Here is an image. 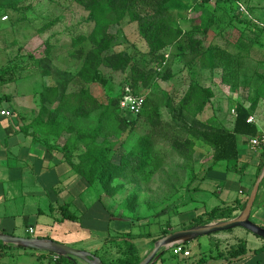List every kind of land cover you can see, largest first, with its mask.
Instances as JSON below:
<instances>
[{
	"label": "crops",
	"instance_id": "0c3cea01",
	"mask_svg": "<svg viewBox=\"0 0 264 264\" xmlns=\"http://www.w3.org/2000/svg\"><path fill=\"white\" fill-rule=\"evenodd\" d=\"M246 2L250 19L264 24V0ZM215 4H211L212 11L219 8ZM219 17L221 23L209 32L203 50L215 47L233 55H243L241 63L245 72L244 81L241 80L238 87L226 85L221 68L213 71L200 67L190 70L184 62L182 65L186 92L194 80L213 92L210 104L198 119L202 122H216L220 128L232 132L236 123L233 114L236 106L240 104L251 109L255 98L251 86L254 82V68L260 61H264L256 54L264 50V35L257 38L252 30L244 29L237 22L229 25L231 20L227 14ZM190 19L191 16H188L184 33L192 28ZM240 44L244 52L240 51ZM2 111L10 112L11 116H1ZM15 111L9 101L0 100V232L16 237L18 232L25 231L28 238L49 239L88 252L106 263L120 258L125 252L126 243L122 239L125 235L134 236L133 244L139 256L144 259L147 256L146 250L155 245L154 241L158 238L156 231L164 223L165 226L169 225V231H176L214 208L242 202L248 191H252L264 162V146L254 147L252 144L253 140L264 137V99H260L251 109L250 118L257 128L258 136L241 139L236 170H229L226 162L215 164L211 149L200 143L194 154L193 162L198 171L191 177L193 182L187 177L182 180L184 184H181L178 191L173 182L168 180L165 186L162 185L164 188L158 190L160 171L157 170L145 181H151L150 193L164 198L155 209L157 212L141 202L133 212L127 208L126 203L117 205L116 197H107L100 186H91L78 175L56 149L57 145L35 134L33 126L23 124ZM176 191L183 197L178 202L179 207L173 201ZM197 193L207 195V198L218 195V205L211 210L205 207L194 208L195 204L201 203V197H195ZM64 205L67 208L62 209ZM238 208L236 216L242 212ZM66 211L75 215L77 220H63ZM126 211L132 217L125 216ZM168 216L177 220L180 227H173L170 219L165 221ZM251 220L264 227V184L259 191ZM231 233L205 237L208 245L201 240L190 243V248H185L191 253L190 257L175 256L169 250L172 254L170 262L164 259V255L157 264H264V241H260V238L254 240L248 234H239L241 242L246 244L247 254L231 258L232 249L226 251L228 246L221 241L230 237ZM236 245L234 241L231 243L234 248Z\"/></svg>",
	"mask_w": 264,
	"mask_h": 264
},
{
	"label": "trees",
	"instance_id": "16d2710c",
	"mask_svg": "<svg viewBox=\"0 0 264 264\" xmlns=\"http://www.w3.org/2000/svg\"><path fill=\"white\" fill-rule=\"evenodd\" d=\"M13 1L17 7L27 0ZM73 1L89 13L87 20L93 26V30L89 36H81L75 39L73 43V46L78 49L76 51L78 55L84 59L83 68L78 76L73 77L66 72L57 70L47 58L39 62V68L46 72L50 81V85L46 87L45 98L58 103L56 112L49 114L46 128L50 135L59 139L63 135L70 134L73 129L72 124L68 121H59L60 114L67 115L66 112H72L75 116H90L94 113L98 115L97 125L93 130L88 134H81L80 140L76 141L73 146L66 145L62 150L59 147L56 149L64 153V159L67 163L91 186L98 185L107 197L115 198L120 190L125 188V186L115 185L116 181H126L128 174L131 173L135 176L134 181L138 185V182H145L151 173L158 170L161 157L156 151V145L164 141L163 133L167 124L161 119L158 109L155 106H147V104H145V108L137 121L133 123L129 119L127 120L121 110L120 105L123 97L113 98L104 103L92 97L89 91L84 89V85L102 79L103 68L114 73L128 74L127 82L137 93L142 86L147 87L153 80V71L147 67H141L135 56L133 57L126 52H111L115 42V35L111 33V29L120 27L126 22L129 25H134L137 28L139 38L146 44L148 50L143 55L145 56L144 59H148L152 63L164 64L166 51L177 46L179 52H182V63L184 62L187 68L190 70L194 68L195 70L200 67L209 71L221 68L224 83L238 87L240 81H244L245 78L241 63L243 55H233L215 47L203 50V45L209 32L218 23H221L220 15L227 14L231 20L229 25L237 22L244 29L252 30L257 38L264 35V28L257 25L248 16L239 13L236 2L231 0H207L203 3L196 1L197 5L191 4V0ZM235 1L247 3L246 0ZM212 3H216L219 8L212 11L210 9ZM189 13L194 15L189 20L192 28L184 33L183 29L176 27L173 20L179 14L183 16L182 20L187 22ZM217 19L218 22L216 23L215 20ZM179 36H181V43L177 40ZM241 45L239 46L240 51L244 52L243 45ZM139 55L141 58L142 54ZM78 84H81L79 91L77 90ZM72 87L75 88V91ZM251 87L255 95L252 109L260 99H264V61H260L254 68V82ZM212 98L211 89L195 80L190 84L182 101L172 108V122L177 126L178 131L180 130L185 134V141L182 145L177 144V147L174 144L171 146L177 149L181 156L189 155L192 158L197 145L201 143L211 149L215 164L226 162L228 169L234 171L238 167L241 139L257 137L258 131L249 122L251 109H246L240 104L234 110L236 123L232 132L220 128L216 122L200 121L199 115L204 112ZM129 128L134 131L135 141L126 147L125 153L118 162L113 157L114 144L111 143L109 135L119 136L120 132L126 133ZM139 128L143 129L141 134L136 131ZM180 147H183L185 151H182ZM263 166L264 162L259 169V174ZM137 176L140 180L137 179ZM136 192L134 189L133 196H130L132 200H128L126 204L127 208L133 212L139 201ZM250 192L248 191V196ZM247 201L244 206H246ZM235 204L238 205L240 202L236 201ZM65 208L67 206H62V209ZM236 211L237 208L234 206L217 207L194 219L190 224L184 225L179 230L208 225L221 220H231L237 217ZM64 219L76 221L77 217L66 211L63 214ZM176 231L163 230L154 244L159 239ZM122 239L126 243L125 252L113 262H104V264H140L143 261L139 256L138 249L133 244L134 236L125 235ZM188 245L185 244L184 247L186 248ZM0 249V257H5L6 251L17 248L0 243ZM167 252L162 250L161 258ZM246 254V244L241 242L231 250L230 256L231 258H238ZM52 257V261L54 260L57 264H77L74 259L56 258L54 255Z\"/></svg>",
	"mask_w": 264,
	"mask_h": 264
},
{
	"label": "rangeland",
	"instance_id": "374dc122",
	"mask_svg": "<svg viewBox=\"0 0 264 264\" xmlns=\"http://www.w3.org/2000/svg\"><path fill=\"white\" fill-rule=\"evenodd\" d=\"M196 1L198 0H191V4L197 5ZM13 3V0H0V100L9 101L10 106L16 110L15 112L21 118L23 124L33 126L35 134L45 137L46 141L54 143L60 150L66 145L73 146L76 141L80 140L81 134H88L95 128L98 115L94 113L90 116H75L72 112H66L67 115L60 114L59 121H68L72 124L73 129L70 134L60 136L59 139L54 135H50L46 125L49 121V114L56 112L58 103L45 98L46 87L50 85V81L46 72L39 68V62L47 58L57 70L66 72L73 77L78 76L83 68L84 59L78 55L76 52L78 49L73 46V43L75 39L91 34L93 26L87 20L89 13L73 0H27L17 7ZM248 14L251 16L249 12ZM6 16L9 19L3 21ZM188 16L193 17L194 15L189 13ZM182 18L183 16L177 14L173 21L177 28L185 30V21ZM111 33L115 35L111 52H126L133 57L135 56L141 67H147V69L153 71L152 82L147 87L142 86L137 93L127 82L128 74L114 73L103 68L102 79L83 87L100 102L107 103L108 100L113 98L123 97L124 99L126 96H138L146 101L147 106H155L158 109L161 119L167 124L163 133L165 136L164 141L156 145V151L161 157L158 164V170L160 171L158 173L160 179L158 190H160V187L164 188L169 180L173 182L179 191L181 184H184L182 180L188 177L191 181L192 175L198 171V167L193 162L194 157L181 156L180 152L171 146L172 144L176 147L177 144L182 145L186 137L183 132L177 130V126L172 122V108L182 101L187 89L182 65V52H179L177 46H173L166 51L164 64L152 63L148 59H144L145 56L143 55L148 50L146 44L139 38L137 28L134 25H129L126 22L120 27L112 28ZM177 40L181 43V36ZM138 52L142 54L141 61H139L141 58ZM257 52V57L264 60V50ZM72 88L75 91V88ZM78 89L81 90V84H78ZM170 106L172 107L170 108ZM123 114H125L127 120L129 119L133 123L140 116L124 112ZM139 129L136 131L143 130ZM133 133L134 131L129 128L126 133L120 132L119 136L109 135L111 143L114 144L113 157L116 161L119 162L126 151V147L134 143L135 135ZM180 148L185 151L183 147ZM61 155L64 158V153H61ZM74 155L78 156L77 154ZM134 178L135 176L130 173L126 181H116L115 185L126 187L124 191L116 196L117 205L127 204L128 200H132L130 196H133V190L136 189V194L139 196L138 206L141 202L155 211L164 198L159 195L156 197L149 192L150 180L138 182L137 185ZM137 179L140 180L139 176H137ZM131 182L132 184H130ZM178 191L173 196L175 205L178 204L177 207L180 204L178 202L183 199L181 195H178ZM198 195L201 197V203L195 204L194 208L201 209L205 207L204 209L211 210L218 205V195L207 198V195L197 193L195 197ZM249 196L247 194L240 204H233V206L236 208L239 206L238 209L243 210ZM192 197L194 198L193 195ZM124 214L127 217H132L127 211ZM171 218L168 216L165 221L170 219L173 227H180L179 222ZM151 228L154 230V227ZM163 229H168L165 223L156 231L158 233L156 236L159 237ZM231 232L230 237L221 240L228 246L225 249L226 251L234 248L231 246L233 241L237 244L236 246L241 244L242 240H240L239 234H242V236L248 234L250 237L255 238L254 240L259 239L244 230ZM16 237L28 238L29 236L26 235L25 231H22L18 232ZM207 238L199 240L208 245ZM259 240L262 241V239ZM150 247L146 250L147 255L151 253L154 245ZM6 254L5 257H0V264H57L54 260L52 261L53 255L46 253L42 255L41 252L33 250L9 249ZM171 258L172 254L167 252L164 259L170 262ZM74 260L77 264H87L77 259Z\"/></svg>",
	"mask_w": 264,
	"mask_h": 264
},
{
	"label": "water",
	"instance_id": "95a60500",
	"mask_svg": "<svg viewBox=\"0 0 264 264\" xmlns=\"http://www.w3.org/2000/svg\"><path fill=\"white\" fill-rule=\"evenodd\" d=\"M264 182V166L250 193L249 199L243 211L234 219L216 221L208 225L179 230L159 239L150 254L140 264H157L161 258V251H169L177 245L190 244L201 238L213 236L220 233L243 229L254 236L264 240V228L258 226L251 220L252 212ZM0 243L15 246L17 249L33 250L41 253L51 254L58 258L77 259L87 264H104V262L88 252L70 248L64 244L42 238H20L0 232Z\"/></svg>",
	"mask_w": 264,
	"mask_h": 264
},
{
	"label": "built area",
	"instance_id": "2783aa9c",
	"mask_svg": "<svg viewBox=\"0 0 264 264\" xmlns=\"http://www.w3.org/2000/svg\"><path fill=\"white\" fill-rule=\"evenodd\" d=\"M205 1H207V0H198V2H200V3H203ZM231 1L236 2V6L239 10V13L244 14L246 16H249L248 10L245 8V5H243L241 2H237L235 0H231ZM249 18H250V16H249ZM6 20H8L7 17H5L3 19V21H6ZM255 23L257 25L261 26L262 28H264V24L258 23L256 21H255ZM145 103H146V101L144 99L138 97V96L137 97L126 96L121 101L120 107L124 113L138 116L143 112V110L145 108ZM233 114L236 116L235 111H233ZM1 116L10 117L11 113L8 111H2ZM249 122L253 123V120L250 119ZM252 144L254 147H263L264 146V137H261L260 139H257V140H253ZM32 233L33 232H31V234ZM170 251L175 256H184V257H190L191 256V253L189 251H186L184 245L174 246L173 248L170 249Z\"/></svg>",
	"mask_w": 264,
	"mask_h": 264
}]
</instances>
